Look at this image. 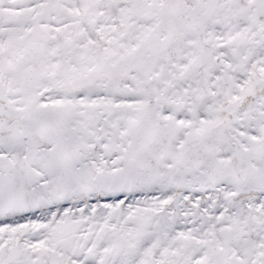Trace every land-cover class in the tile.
I'll return each mask as SVG.
<instances>
[{
    "label": "snow or ice",
    "instance_id": "snow-or-ice-1",
    "mask_svg": "<svg viewBox=\"0 0 264 264\" xmlns=\"http://www.w3.org/2000/svg\"><path fill=\"white\" fill-rule=\"evenodd\" d=\"M0 264H264V0H0Z\"/></svg>",
    "mask_w": 264,
    "mask_h": 264
}]
</instances>
